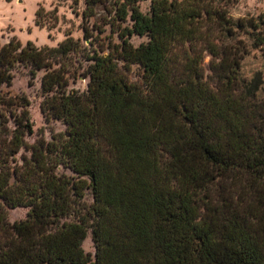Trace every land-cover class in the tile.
I'll return each instance as SVG.
<instances>
[{
    "label": "trees",
    "instance_id": "obj_1",
    "mask_svg": "<svg viewBox=\"0 0 264 264\" xmlns=\"http://www.w3.org/2000/svg\"><path fill=\"white\" fill-rule=\"evenodd\" d=\"M103 2L107 21L87 27ZM83 18L88 45L0 43V264H264V70L242 75L251 48L264 57V14L86 0ZM21 68L44 71L45 123L65 127L50 139L5 91Z\"/></svg>",
    "mask_w": 264,
    "mask_h": 264
},
{
    "label": "rangeland",
    "instance_id": "obj_2",
    "mask_svg": "<svg viewBox=\"0 0 264 264\" xmlns=\"http://www.w3.org/2000/svg\"><path fill=\"white\" fill-rule=\"evenodd\" d=\"M226 4L230 15L235 19H257L264 14V0H222ZM150 1L141 4L144 12H148ZM43 9L40 14L41 27L36 24L37 13ZM86 9V0H0V43H5L11 38H18L23 45L32 42L38 47L50 46L56 47L59 43L68 37L80 40L82 45H88V40L84 39V18L83 12ZM107 3L103 2L96 8V16L86 23L87 27L93 28L94 24L101 25L108 19ZM93 33L97 34V31ZM111 35L110 27H105L102 38ZM132 43L137 46L147 41V37L133 36ZM248 45H252L248 42ZM210 57L206 59V71L210 74L208 64ZM264 70V57L260 49L251 48L250 54L242 63V75L246 79H251L258 71ZM84 69H80L82 74ZM139 69L134 67L132 78L136 79ZM44 71H39L37 77L32 79L25 68L16 72L14 83L11 87L5 89L6 93L12 97H26L30 101V113L35 123L36 133L46 128V136L50 139L49 127L56 131H64L65 127L60 122H55L51 126L45 123L41 111V102L43 100L41 89V78ZM70 88L83 92L87 89V80L82 76L72 79ZM36 134L29 138L34 142ZM71 174V172H69ZM87 200L92 201L91 194H88ZM27 209L17 208L10 211L11 221H18L26 217ZM84 248L89 253H94L95 248L91 236L85 241Z\"/></svg>",
    "mask_w": 264,
    "mask_h": 264
}]
</instances>
